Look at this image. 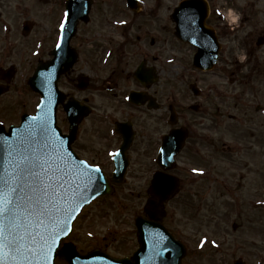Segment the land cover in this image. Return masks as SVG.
<instances>
[{
    "label": "rangeland",
    "instance_id": "rangeland-1",
    "mask_svg": "<svg viewBox=\"0 0 264 264\" xmlns=\"http://www.w3.org/2000/svg\"><path fill=\"white\" fill-rule=\"evenodd\" d=\"M144 1L151 6L149 11L145 9L148 15L146 11L139 14L132 23L134 28L127 36L119 35L121 32L115 35V55L107 68L99 64L106 47L111 45L106 38L110 31L106 30H113L115 20L123 19L126 14L130 15L123 0H94L90 22L80 23L72 39V45L78 49L80 58L74 68L61 78L60 87L81 100L90 98L86 102L95 107L94 113L80 125L73 142L82 155L95 162L98 152L105 154L107 147L115 146L110 144L103 147L108 124L98 115L99 111H112L120 100L97 93L96 88L101 83L100 77L107 75L113 66L125 68L126 71L136 67L141 55L133 39L136 34L143 39L155 36L158 41L155 46L161 49V56L175 57L171 64L180 65L174 68L170 64H158L161 78L152 89L164 90L167 84L168 88L175 86L173 80L181 72V96L185 104L196 99L189 87L192 80L190 76L198 77L194 73L198 69L193 66L196 48L174 39L170 28H162L163 7L158 11L159 17H155V10L159 5L155 8V0ZM65 2L66 0L0 1V64L9 66L15 63L19 69L11 90L0 98V119L7 121V124H17L22 112H33L35 109L39 97L28 84V79L39 60L49 59L57 44L65 15ZM215 2L219 7L217 0ZM218 3L228 7L227 12H231L229 20L235 28L240 26L237 33L227 38L223 58L228 62H232L235 55H239L241 59L248 58L249 48L253 46L256 47L259 58L264 57V47L256 46L258 36L264 30V0H218ZM238 8L241 13L237 11ZM28 19L34 25L29 34L23 35L22 24ZM128 19L126 20L129 21ZM147 20L146 31H134L135 27ZM130 22L131 20L128 25H131ZM152 47L154 46L149 48L154 51ZM82 72L91 77L92 87L86 91H79L73 81ZM215 72L219 73V70ZM202 74L200 72L204 80L201 85L208 89L210 81L212 89L209 98L206 95L199 99L204 115L191 109L188 111L187 107L183 109L188 114L183 122L193 124L196 133L193 135L197 138L196 149L200 152L196 151L185 159L189 161L181 167L192 169L190 164H193L198 171L211 167L217 181H213V178L208 182L207 177L198 179L199 184H195L192 189L194 195L180 193L168 202L166 223L187 245L188 253L181 264H233L236 258L246 255L249 264L254 263L257 259L256 252L264 255V118L253 107H242L239 104L241 97L251 95L252 88L246 84L247 79L242 83L226 85L224 77ZM261 80L264 82V77ZM214 86L222 91L236 93L235 98L227 100L217 95L218 92L213 90ZM263 95L260 91L252 100L262 102ZM237 115L240 116V121ZM220 116L224 119L221 124L218 120ZM144 117L148 122L145 129L152 133V138L147 142L148 136L141 134L135 147H131L134 164L130 167L129 180L117 185L110 195L102 196L87 206L75 222L74 231L69 238L77 242L84 252L100 245L111 254L121 256L133 253L138 247L134 219L136 215H143L148 198L149 183L146 178L154 167L150 159L158 144L157 136L168 129L165 122L155 124L154 117H151L152 120L145 114ZM58 123L64 131H68L65 113L61 108ZM234 142L239 150L230 153L228 145ZM143 148H151V154L144 155ZM139 149L141 155L136 158ZM145 168L150 170L147 174L144 173ZM172 172L175 173L176 170ZM192 199L196 203L195 207L189 205L192 204ZM232 225L237 227L233 228ZM57 264L67 263L58 259Z\"/></svg>",
    "mask_w": 264,
    "mask_h": 264
},
{
    "label": "water",
    "instance_id": "water-1",
    "mask_svg": "<svg viewBox=\"0 0 264 264\" xmlns=\"http://www.w3.org/2000/svg\"><path fill=\"white\" fill-rule=\"evenodd\" d=\"M91 5L92 0H68L67 2V14L60 41L52 51L54 58L48 62H40L35 75L30 80L34 89L39 90L43 95L38 114L24 116L22 125L11 128L8 133L0 128V186L4 181L15 185L16 178L20 175L18 165L22 166L24 155L30 156L33 160L37 158L47 160L53 169L59 170L54 176L51 172L47 173V176L42 173L44 178L51 176L49 182L55 183L57 179H60L63 184V188L59 189L55 207L52 209L59 227L57 224L46 221L45 228L40 229L43 241L52 247L48 264H55L57 255L67 260L69 264H179L186 254L185 248L162 225V219L166 214L164 202L175 195L178 181L176 177L162 172L155 174L150 189L152 196L145 206L150 219L136 218L140 246L132 258H114L99 250L81 255L71 243H66L58 251L61 239L69 233L71 224L81 208L98 195L111 192L110 184L104 174L86 163L82 164V160L71 148L78 123L88 114L89 108L76 100H71L69 105H65L72 121L70 135H63L57 126V108L65 99V95L58 88V80L77 61V52L70 46V41L76 33L79 20L89 19ZM132 5L134 8L135 3ZM195 8L193 4H189L186 9L188 12L184 11L180 16H175L179 24L177 34L181 39L199 45L195 65L202 69H210L218 56L219 44L214 31L205 25L208 9L204 14H195L193 17ZM189 15L192 16V21L184 24V20H187ZM26 27L29 31L31 25L27 23ZM136 75L139 78L144 77L142 71ZM80 82V88H86L87 78L80 79ZM131 140L132 134L123 146L124 151ZM182 142L183 134L180 132L173 131L165 138L159 158L163 167L168 169L174 166L173 156ZM120 164L121 160L118 159L115 178H113L117 182L122 181L125 173V168L123 169ZM32 182L31 178L25 177L26 185ZM26 191L31 195L30 187ZM54 230L58 234L54 237L55 244H52L49 234ZM41 249L46 251L45 244L37 239L35 250L28 261L24 260L22 253L16 261H9L8 264H45Z\"/></svg>",
    "mask_w": 264,
    "mask_h": 264
},
{
    "label": "flooded vegetation",
    "instance_id": "flooded-vegetation-1",
    "mask_svg": "<svg viewBox=\"0 0 264 264\" xmlns=\"http://www.w3.org/2000/svg\"><path fill=\"white\" fill-rule=\"evenodd\" d=\"M1 1V0H0ZM156 1V5L155 8L157 6V4L159 5L158 8H156L155 10V17H159L158 16V11L160 9L164 12V21L162 24V28L164 30L168 28L171 29L172 34L174 35V39L178 40L175 36V33H177V26H178V19L175 18L176 16V12L175 9L178 6V4L183 1V0H155ZM208 4V18H207V24L210 25L211 27H213L216 30V33L218 35V37L224 41L225 43L227 42V38L231 35V34H235L240 30V26H238L237 28H235V25L232 24V21L229 20V15L231 14L227 12L228 7L223 5V4H219L218 0H217V4L220 5L219 7H217L215 0H205ZM151 6L147 5L146 3V10L149 11V8ZM198 7L202 8V13L201 11H196L197 14H204L206 12V5H198ZM145 10V5L144 8H141L139 12H134L133 10L129 9V13L130 15L128 16L127 14L124 16L123 19L126 18H130L131 20V25H129L128 27L124 26V25H117L114 27V30L117 32H121L120 35H122L123 37L127 36V34L130 32V30H132L134 28V26L132 25V23L135 22L137 16L140 14L142 15L143 11ZM146 11L147 15L148 12ZM237 11L239 13H241L240 8L237 9ZM123 19H119V20H115L116 22L123 20ZM143 21V23H140L136 28V32H143L147 30V24H148V20ZM108 24V22H107ZM172 24V25H171ZM107 27V26H106ZM105 27V28H106ZM234 29V30H232ZM114 30L108 28L106 31H110L108 34V37H106L109 40V43L111 45H108L106 47V51L104 52L99 64L105 68H107L108 65H110L113 61V57L115 55V52H110V56L106 57V52L110 51L111 49L113 51H115L113 46V43L116 39H114ZM113 33V34H112ZM112 34V35H111ZM151 36H148L147 38L144 37L141 38L139 36V34H136L134 39V42L137 43L138 45V50L141 52L140 55V62L142 61H147V59L150 56V48L151 46L152 49L154 48V51L156 50H160L159 46H155L157 44V40L155 38V36H153L150 39ZM225 37V38H224ZM259 37H261V39L264 41V30H262V33L259 34ZM114 39V40H112ZM246 43H247V48L249 47L248 43V36L246 37ZM153 40V42H152ZM147 44H150L151 46H148ZM246 45V44H245ZM246 47V46H245ZM264 45L260 46V48H263ZM108 49V50H107ZM249 54L250 57L245 58V59H241L240 57H234L235 59L232 60V62L227 61L226 58L224 57V53H221L220 59H219V73H216L213 71L210 72V75L213 76H219V77H224L225 79V83L226 85H231V84H236L237 82H244L243 80H246V84L250 85L252 90H251V95H245L244 97H241L239 100V104L242 107H253L254 105H257L256 110L259 111V109L261 108V103H264V101L262 102H256L254 100H252L253 97H257V95L260 93V91L264 94V82H262L261 77H264V57L259 58L258 54H257V50L256 47L253 46L252 48H249ZM158 59L160 57V53L158 56H156ZM254 57H256L254 59ZM228 62V63H227ZM223 63H227V64H223ZM138 64V65H139ZM15 66V67H14ZM10 67V68H9ZM8 69V70H7ZM12 70V72H11ZM121 70V71H120ZM18 67L16 66L15 63H12L9 66H4L2 64H0V78H6L8 79L12 73L17 72L15 75H12V82L10 83V89L12 87L13 84V80L15 79L16 75L18 74ZM120 71V72H119ZM109 73L107 75L101 76V83L100 85H98V87L96 88L97 93H101L104 96H110V97H115L118 99L123 98V96L125 94H129L131 93V91L133 90H137V91H142V90H146V95L150 96L149 94H153V96H155L157 98V101L160 105V108L158 110H151L150 108H148L147 105H131L134 109L137 110V114H135V116L133 115V112H130L128 110H125L123 113V119L126 120H131L133 123V127L135 130V138H134V144L132 147H135L136 143H137V139L139 136H141V134H144L146 136H148L147 142H149V138L152 136V133L147 131V129H145V126L148 124V122L146 121V118L144 117V114L146 116H151V111H153V117L155 119L154 123L158 124L159 121L161 120V118L163 117V102L165 99V102L167 103V91L166 88L164 90L160 89V90H153L151 89L152 86H154L155 84L151 85L148 88H145L140 82L133 80L132 76L133 73L131 75V69L127 70L125 68H117L114 67L112 69H110V71H108ZM197 82H199L200 84H202L204 82L203 77L200 76V74H197ZM75 87L77 88V79H73ZM5 81H2L0 79V83H3ZM131 85H135V87H131ZM202 86V85H201ZM89 87H92L91 84V79L89 81ZM88 87V89H89ZM203 87V86H202ZM208 89H206L205 91L201 92V98L208 95V98L210 97V92L212 91L211 89V84L210 81L207 85ZM149 90V91H148ZM214 90V89H213ZM215 92V91H214ZM67 97H71L72 93H66ZM236 96V93H231L226 91V95L224 96L225 99L230 100V99H234ZM264 96V95H263ZM89 99L84 100L82 99V101H89ZM183 102V100H182ZM198 105H196L195 107H197V109L201 110V113L204 115V110H202V103L198 101ZM175 105V104H174ZM185 106V105H184ZM176 109L179 108L181 110L184 109V107L182 105L178 106L177 104L175 105ZM177 112L179 114V118L181 123H179L178 125H183L182 123V118L180 116L181 112H179V110L177 109ZM196 113V112H195ZM166 117H167V113H166ZM152 120V118H150ZM219 123L221 124L224 119L220 116L218 117ZM140 121H142L140 123ZM203 122V121H202ZM200 125V124H198ZM190 126V125H188ZM172 127V126H171ZM111 140L113 141V139H109V137L105 138V142L103 144V147L105 146V148L107 146H109L111 143ZM196 142H197V138L193 135V125L192 128L191 126L189 127V132H188V138L186 140L185 143V148L183 149V151L181 152V154L179 155V159L178 161L186 164V161L189 160H185L187 158H190L192 156L193 153L196 152ZM76 149V151L83 157L94 161L93 159H90L89 157H86L84 155H82L79 151V149L75 146L74 147ZM114 149L112 146L107 147L106 148V152L105 154L98 152V157H96L97 159V163L94 161L93 163L98 164L99 166H101L105 171L109 172V170L113 168V164L111 163V156H110V151ZM231 149V147H230ZM195 150V151H194ZM143 154L144 155H148V149L147 148H143ZM136 158L140 157L141 155V149L138 150V152L136 153ZM99 156L101 158H99ZM129 157H130V163L132 164V160L133 155L131 154V149L129 150ZM234 160V159H232ZM193 165V164H190ZM150 170H146V168L144 169V173L149 172ZM177 173H178V177L180 179V192L182 193H193L192 189L194 187L195 184H199L198 179H206L205 175H202V177H198L197 175L193 174L192 172L188 171L186 168L181 167V165L179 164V166H177ZM211 181V178H208V182ZM166 219L167 217L165 216L164 218V222L166 223ZM167 224V223H166ZM168 225V224H167ZM237 227V226H236ZM257 257H259L257 255ZM262 264V263H261Z\"/></svg>",
    "mask_w": 264,
    "mask_h": 264
},
{
    "label": "snow or ice",
    "instance_id": "snow-or-ice-1",
    "mask_svg": "<svg viewBox=\"0 0 264 264\" xmlns=\"http://www.w3.org/2000/svg\"><path fill=\"white\" fill-rule=\"evenodd\" d=\"M18 167L20 175L16 178L15 185L4 181L0 186V264L16 261L22 253L24 260L28 261L35 250L37 239L45 244L46 251L41 249L42 259L48 264L52 247L43 241L40 229L45 228L46 221L57 224L52 209L63 184L60 179L55 183L49 182L51 176L44 178L42 173L47 176V173L51 172L54 176L59 170L53 169L47 160H33L28 155L23 156L22 166ZM25 177L31 178L33 182L26 185ZM28 187L31 189V195L26 191ZM57 234L55 230L49 234L52 244H55L54 237Z\"/></svg>",
    "mask_w": 264,
    "mask_h": 264
}]
</instances>
